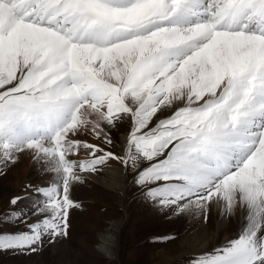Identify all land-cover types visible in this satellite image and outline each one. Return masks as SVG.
I'll return each instance as SVG.
<instances>
[{"label":"snow or ice","instance_id":"obj_1","mask_svg":"<svg viewBox=\"0 0 264 264\" xmlns=\"http://www.w3.org/2000/svg\"><path fill=\"white\" fill-rule=\"evenodd\" d=\"M23 154L55 179L10 200L0 251L67 236L78 172L118 161L161 208L246 211L191 264H264V0H0V174Z\"/></svg>","mask_w":264,"mask_h":264},{"label":"rangeland","instance_id":"obj_2","mask_svg":"<svg viewBox=\"0 0 264 264\" xmlns=\"http://www.w3.org/2000/svg\"><path fill=\"white\" fill-rule=\"evenodd\" d=\"M130 127L129 119L121 121L117 127L108 130L113 145L102 146L122 154L120 137L127 134ZM79 138L101 143L85 133ZM87 158L84 152L72 157L78 160ZM108 167L123 171L124 187L118 194L106 188ZM41 169L42 165H37L28 154L21 155L15 164L3 169V174H0V218L13 208L10 205L13 197H21L15 209L28 211L38 198L34 189L53 182V174L42 173ZM80 174L83 173L78 172ZM88 174L97 180L82 177L81 181L73 182L70 187V199L79 207L69 209L67 236L55 240L45 237L35 252L0 251V264H191L193 259L212 253L228 241L238 238L246 224L247 213L240 208L231 215H224L214 205L207 211V219L203 213H177L171 208H161L144 198L143 190L133 183V174L125 172L118 161H111L101 170ZM34 219L36 217L30 216L29 222ZM112 222H120L121 225L116 235L114 259H108L98 251V243L100 233ZM20 230H25L23 224L0 221V231ZM198 234L203 239L192 245L199 248L198 252H179L178 247V251L174 250L185 237L188 239ZM168 250L175 256L167 260L156 257Z\"/></svg>","mask_w":264,"mask_h":264},{"label":"bare ground","instance_id":"obj_3","mask_svg":"<svg viewBox=\"0 0 264 264\" xmlns=\"http://www.w3.org/2000/svg\"><path fill=\"white\" fill-rule=\"evenodd\" d=\"M126 136L122 135L120 137L122 146L125 144ZM107 174L109 181L106 185L107 189L114 190L117 194L123 190L124 184H123V171H114L111 170L110 167L107 169ZM16 173L13 174V177H15ZM82 177H86L87 179L96 181L97 179L94 178L92 175L88 173L80 174ZM120 222H112L109 223L108 226H106V229L104 232L100 233L99 235V243H98V251L103 254L108 259H114V251L116 248V235L120 228ZM200 231V230H199ZM203 236L198 234L191 238L185 237L182 241H180V244L174 248V250L178 251L177 247L179 248V252H182L184 250L188 251H199V248H193L192 245L195 243H199ZM191 239V240H190ZM205 239V238H204ZM195 240V241H194ZM193 241V242H192ZM171 250L168 251H162L158 255H156L157 258L160 259H170L175 255L170 254ZM174 253V252H173ZM169 254V255H168Z\"/></svg>","mask_w":264,"mask_h":264}]
</instances>
